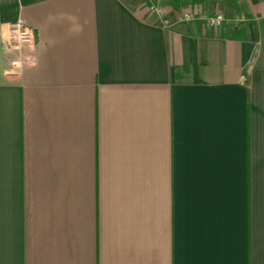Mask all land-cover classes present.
Instances as JSON below:
<instances>
[{"label": "crops", "instance_id": "crops-1", "mask_svg": "<svg viewBox=\"0 0 264 264\" xmlns=\"http://www.w3.org/2000/svg\"><path fill=\"white\" fill-rule=\"evenodd\" d=\"M148 4L0 0V264H264V0Z\"/></svg>", "mask_w": 264, "mask_h": 264}, {"label": "built area", "instance_id": "built-area-1", "mask_svg": "<svg viewBox=\"0 0 264 264\" xmlns=\"http://www.w3.org/2000/svg\"><path fill=\"white\" fill-rule=\"evenodd\" d=\"M141 2H145L148 4V0H139ZM149 10L156 12L160 15H163L164 8L159 5L155 4H148ZM193 16L191 14H186L185 19L191 20ZM202 20L206 21L208 24L213 26H221L226 18L223 14H217L214 16H203L200 17ZM35 38V31L23 19H18L14 22H10L7 24L6 29V46L5 49L11 52L14 56H17L19 51H21L26 46H31L34 42ZM11 64L13 65L14 69H19L21 66V60L17 57L11 60Z\"/></svg>", "mask_w": 264, "mask_h": 264}]
</instances>
